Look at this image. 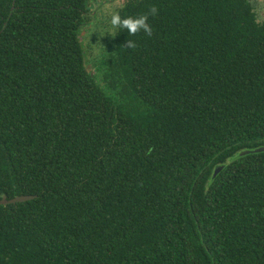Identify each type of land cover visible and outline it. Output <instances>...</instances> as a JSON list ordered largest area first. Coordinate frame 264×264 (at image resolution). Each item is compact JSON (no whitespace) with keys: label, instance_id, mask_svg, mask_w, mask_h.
Listing matches in <instances>:
<instances>
[{"label":"trees","instance_id":"1","mask_svg":"<svg viewBox=\"0 0 264 264\" xmlns=\"http://www.w3.org/2000/svg\"><path fill=\"white\" fill-rule=\"evenodd\" d=\"M96 1L0 0V198L35 197L0 205V264H264L253 4L123 0L153 33L90 71Z\"/></svg>","mask_w":264,"mask_h":264},{"label":"rangeland","instance_id":"2","mask_svg":"<svg viewBox=\"0 0 264 264\" xmlns=\"http://www.w3.org/2000/svg\"><path fill=\"white\" fill-rule=\"evenodd\" d=\"M256 12L257 20L259 22H264V0H249ZM123 0H97L95 3L93 2L90 13L91 18L87 17L88 28L85 32V35L82 36L83 45L87 48L88 56L86 57V64L88 69L92 71L94 62L97 59H100V55L103 51V47L106 41L114 35L111 25L108 23V17L111 11H116V9L122 5ZM117 5L116 8H111L110 6ZM105 10L102 14L101 10ZM98 30H93L95 26H97ZM83 33V32H82ZM91 33V34H90ZM92 33H97L93 35ZM92 35V37H91ZM90 42H92L90 44ZM94 70V69H93Z\"/></svg>","mask_w":264,"mask_h":264},{"label":"clouds","instance_id":"3","mask_svg":"<svg viewBox=\"0 0 264 264\" xmlns=\"http://www.w3.org/2000/svg\"><path fill=\"white\" fill-rule=\"evenodd\" d=\"M111 8L118 7L117 5L110 6ZM102 14L105 10H101ZM158 14V9L152 7L150 11L146 14L139 15L137 17H124L120 15L118 11H111L108 17V23L111 25L113 34L115 35V30L123 29L131 35H135L139 32H143L147 36H151L153 33L152 25L148 22L149 16H156ZM128 48H132L134 45L132 42H127Z\"/></svg>","mask_w":264,"mask_h":264},{"label":"water","instance_id":"4","mask_svg":"<svg viewBox=\"0 0 264 264\" xmlns=\"http://www.w3.org/2000/svg\"><path fill=\"white\" fill-rule=\"evenodd\" d=\"M260 152H264V148L243 151L240 153V156H245V155H248L251 153H260ZM220 169H221L220 167L217 168L214 174L216 175L220 171ZM34 198H35L34 196H19V197H15L13 199H6L5 197H1L0 198V205L6 206V205H10V204L27 202V201H30Z\"/></svg>","mask_w":264,"mask_h":264}]
</instances>
